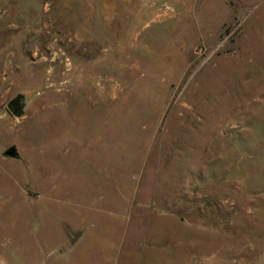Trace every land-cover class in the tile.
I'll list each match as a JSON object with an SVG mask.
<instances>
[{"label":"rangeland","instance_id":"1","mask_svg":"<svg viewBox=\"0 0 264 264\" xmlns=\"http://www.w3.org/2000/svg\"><path fill=\"white\" fill-rule=\"evenodd\" d=\"M0 264H264V0H0Z\"/></svg>","mask_w":264,"mask_h":264},{"label":"water","instance_id":"2","mask_svg":"<svg viewBox=\"0 0 264 264\" xmlns=\"http://www.w3.org/2000/svg\"><path fill=\"white\" fill-rule=\"evenodd\" d=\"M24 103H25L24 95L19 94L18 96H16L15 98H13L9 101L8 107L14 115L19 116V115L23 114ZM3 155L9 156V157H17L18 152H17L15 145L8 146L3 151Z\"/></svg>","mask_w":264,"mask_h":264}]
</instances>
